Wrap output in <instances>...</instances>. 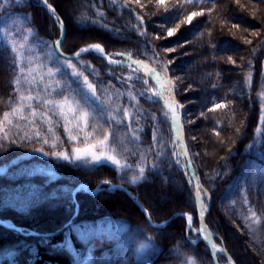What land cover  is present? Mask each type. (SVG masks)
I'll return each mask as SVG.
<instances>
[{"label": "trees", "instance_id": "trees-1", "mask_svg": "<svg viewBox=\"0 0 264 264\" xmlns=\"http://www.w3.org/2000/svg\"><path fill=\"white\" fill-rule=\"evenodd\" d=\"M79 1H84L86 5L80 4L78 7L76 0H64L71 11V20L63 14L55 0H48L65 22L67 31L62 49L66 53H74L91 43H100L110 51H130L135 56L150 59L153 44L160 51L179 46L180 38L185 41L183 47L190 45L188 49L192 51H198L195 46L199 38L204 39L201 51L212 48L217 50L216 58L207 59L206 64L202 65L205 71L215 69V74L203 83H198L181 64L190 59L188 55L181 59L179 65L171 60L167 73L175 81L177 97L184 105V123L190 152L202 182L211 194L208 224L220 234L238 264H248L245 254L241 252V244L249 257L258 264H264V98L260 96L264 92V26L258 27L261 30L259 35H253L252 38L251 34L257 27L255 18L260 23L264 22V3L241 0L244 5L241 8L234 0H214L215 6L210 16L199 17L192 25L182 26L171 38L153 40L157 33H162L159 24L167 23L160 11H147L144 15L136 5L125 8L112 4L111 0ZM171 2L174 5L176 0ZM203 7L213 8V3L206 2ZM97 10L103 15L97 16ZM192 10L198 8L186 6L184 14ZM136 14L145 17L143 27L147 29V36H140L132 27L139 25ZM80 16L83 18L80 19ZM83 19L85 21L80 23ZM209 19L211 23H208ZM232 24H239L240 27L232 28ZM74 25L84 36L81 39H77L75 34L70 35ZM0 29V62H4L6 67L5 78L0 79L2 115L4 111L10 110L18 96L15 91L17 85L14 83L20 75L18 53L33 58L31 64L27 59L22 63L31 67L37 76L35 84L22 81L19 86L21 90L31 89L33 95L39 93L42 97L47 96L44 83L49 81L46 77L45 82H40L39 75L54 66V61L46 59L49 50L47 45L58 38L60 29L54 17L38 0H10L6 9L0 10ZM245 37L252 43H245ZM149 40L153 44H148ZM13 41L17 46L15 52ZM229 56L236 61L235 64L228 60ZM160 58L167 64L169 55L160 51ZM72 63L92 83L98 85L101 99L110 94L114 102L129 107L135 116L130 123L133 129H142L138 131L139 139L132 137L127 120L121 124L112 122L110 125L105 122L106 117H98L90 122L98 125L95 129L98 138H102L106 130L111 133L110 143L115 149L113 154L122 162L132 165V168L121 171L110 163L69 162L35 151L42 146L45 151H62L71 147L62 120L60 125H54L55 135L47 131V125L41 123L40 126V131L50 141L59 136L60 141L55 148L42 145L35 139L31 143L20 144L18 139L17 144H10L6 151H0L1 218L24 227L25 231L46 233L64 224L68 219V211L74 210L76 204L79 209L74 224L56 236L26 235L0 224V264H185L186 260L194 261V264H213L207 245L203 241L194 243L187 238L184 216L174 217L164 228L154 227L140 206L122 190L105 192L99 196L80 190L74 200L73 191L82 182L92 187L120 182L131 188L156 222L178 211L196 215L195 198L184 172L172 155L173 133L170 123L162 115L158 103L148 100L146 95H140L143 83L136 80L130 82L138 98V103L133 106L127 95L118 97V92L127 91L129 82L123 78L130 74V69L111 66L102 57L93 54L74 59ZM60 67L62 72L70 74L72 71ZM97 72L98 76L95 74ZM117 76L122 79H116ZM56 78L61 79L60 74ZM64 79H71V76ZM182 79L194 88L189 96L195 101L192 106L198 118L196 124L204 130L202 148L199 147V141L191 139L190 123L185 122L191 120L192 116L184 104L182 86L185 85ZM234 83L240 89L239 92L234 91ZM47 98L61 99L62 96L53 94ZM221 101L227 105L226 108L214 113L208 112L214 102ZM33 105L39 111H45L41 103L33 101ZM98 107L97 104L95 108ZM47 110L53 121L60 119L51 106ZM202 112L206 115L201 116ZM250 113L253 115L249 119ZM37 122H40L39 117ZM20 125L21 135H32L33 129L27 122L20 121ZM214 127L220 132L219 137L214 134ZM257 127H260L259 132ZM11 131L15 134L18 130L12 128ZM87 131H92V127ZM196 146L200 148L199 155H195L198 151ZM142 156L145 159H141ZM137 165L145 167V177L137 183H131V176L138 174ZM162 188L176 190L171 194V201H162L163 192L156 195L158 189ZM227 195L230 197L228 205L224 203ZM250 209L256 211L258 220L250 218ZM106 218L122 220L130 229L89 237L76 232V228L85 222ZM144 241L150 243L145 257L139 254V246Z\"/></svg>", "mask_w": 264, "mask_h": 264}, {"label": "snow or ice", "instance_id": "snow-or-ice-1", "mask_svg": "<svg viewBox=\"0 0 264 264\" xmlns=\"http://www.w3.org/2000/svg\"><path fill=\"white\" fill-rule=\"evenodd\" d=\"M42 2L53 12L55 9L51 4L48 3V0H42ZM206 2L213 3V8L205 9L203 4ZM10 3V0H0V10H5L6 6ZM112 4H117L121 7H129L130 5H137L141 9L146 7L145 3H142V0H111ZM148 3L154 4V6L164 15L167 20V26L165 24L159 25L163 30L162 33H157L153 40L168 39L175 36L182 26L192 25L193 21L202 16H210L214 10V0H176V3L173 5L171 0H148ZM234 3L241 8L244 5L241 4V0H234ZM192 6L194 9L184 14L185 7ZM134 11V10H133ZM170 14V15H169ZM103 13L97 10V16H102ZM253 17L255 13H252ZM135 18L139 21V25H133L132 27L136 30L140 36H147V29L144 28L145 17L143 15L136 14ZM98 22V21H93ZM63 22L61 21V24ZM208 23H211L209 19ZM106 26V25H105ZM239 24H232V28H239ZM2 31V29H0ZM31 31V29H29ZM247 31V29H245ZM7 36H10V33H5ZM211 35V32L208 33ZM204 35V33H200ZM259 35V33H256ZM244 42L251 44L252 41L244 38ZM61 40H55L51 45H47L48 51L46 53V59L54 61V66L47 68L46 72L39 75V81L49 82L44 83V91L47 96H41L39 93L33 95L31 89L21 90L19 87L23 81L25 84H35L37 82V76L33 74V69L31 67L24 66L22 61L27 59L29 64H31L32 57H26L18 53L20 60L19 73L20 75L14 81L17 85L15 91L18 93L16 102L12 104L9 111H4L0 115V151H6L7 147L10 144H23L24 142L31 143L34 139L36 142L42 143V145H48L50 148H55L57 142L60 141L59 136H56V139L49 140L46 134H42L40 131L41 123L47 125V131L49 133L54 132V125H60V120L63 121L62 127L64 133L67 135L68 141L71 144L70 148H66L62 151H45V148L42 146L40 148L34 149L45 156L51 155L58 159H62L69 162L83 161L88 164H107L115 166L117 169L123 171L125 169H131L132 165L127 162H122L121 159H118L114 155V147L110 143L109 131H105L102 138H98L95 134V129L98 127L97 124L91 123V121L99 118L106 117V123L111 125L112 122L116 124H121L124 121H129L128 129L131 132V135L134 139H139L138 131L142 129H133L130 121L135 119L132 111L127 106H120L118 103L114 102L111 95H106L104 99H101V96L98 95V85L92 83L87 75H84V72L76 69V65L72 63V60L67 57L61 51ZM148 44H153L152 40L148 41ZM13 51H17V46L13 41ZM183 47V45H179ZM215 47V45H213ZM89 51H94L101 56L105 57L109 64H120L127 66L131 71L130 74L123 78L125 81L129 82V86L126 92H118L119 96L127 95L128 99L133 102V106L138 103V98L132 90V85L130 82L136 80L141 81L146 87L142 92L141 96L147 95L149 100L156 98V102L162 103L161 112L167 121L170 122L171 131L175 134L173 140L171 141L179 151H174L172 155L174 157H187L189 155L187 146L183 143V136L181 130L183 124L181 123L180 109L184 105L180 104L179 101L175 99V81L169 77L167 73L168 65L172 63L171 60H168L167 64L160 58V51L164 53L175 52L176 48H163L160 51H157L154 44L151 48L152 56L150 57V62L141 60V59H132V52H117V53H106L104 47L100 43L89 44L86 47H81L79 51L73 53L74 56L79 57L82 53H88ZM147 55V51L144 53ZM114 56L118 57H127V59H114ZM228 60L235 64L236 61L233 60L231 56L228 57ZM129 61H131L129 63ZM81 63H83L81 61ZM63 66L66 69H71L70 74L68 72H62L61 67ZM43 67V65H41ZM60 74L61 79H57V75ZM97 76L99 73H95ZM71 76V79H64V77ZM151 78L155 81L156 87L149 85L148 80ZM116 79H122L120 76H117ZM251 77H249V80ZM110 83V82H109ZM215 87V85H213ZM53 94L62 96L61 99L47 98ZM260 96L264 98V92L260 93ZM33 101L41 103L45 111L41 112L37 107L33 105ZM99 105L98 108H95L96 105ZM51 106L54 114L60 119L53 121L52 116L49 115L48 108ZM227 105L221 101L219 103H213L212 107L208 109L209 113H214L219 109L226 108ZM90 111V109H94ZM27 109V111H26ZM205 113H201V116H205ZM118 116L121 117L118 119ZM39 121L37 122V118ZM153 119H155V114H153ZM264 120V117H262ZM20 121L27 122L33 129L32 135H21L20 134ZM186 123H192V121H185ZM219 123V121L217 122ZM92 127V131H87L89 127ZM16 128L18 131L13 134L11 129ZM75 130V134H74ZM239 131V129H237ZM260 131V129H257ZM214 134L219 137L220 132L216 131L215 127L213 128ZM192 140H195L196 137H191ZM153 140H156L155 132L153 134ZM223 143V141H221ZM82 145V146H81ZM135 154V153H133ZM158 155H160L158 153ZM199 155V153H195ZM141 159H145L144 156ZM179 163V160H177ZM193 163L192 160L188 161V165L191 166ZM155 167V165H153ZM138 174L133 175L130 178L131 183H137L144 179L146 169L143 166L137 165ZM192 180L197 181L196 184V197L200 199L202 195H206L203 186L199 184V178L193 174ZM192 180L189 183H192ZM107 183V182H105ZM202 206V201H201ZM147 213V210H144ZM250 211V218L258 220L257 213L254 210ZM187 216L188 226H192V216L185 213ZM201 217L204 216V212L199 213ZM149 221L151 217H148ZM75 227V226H74ZM83 228V226H80ZM202 236L203 239H209L207 233V227L201 226L197 230ZM150 239V238H149ZM147 247V244L142 243L140 249ZM215 247V245H213ZM223 251V249H219ZM185 264H194V261L186 260Z\"/></svg>", "mask_w": 264, "mask_h": 264}, {"label": "rangeland", "instance_id": "rangeland-1", "mask_svg": "<svg viewBox=\"0 0 264 264\" xmlns=\"http://www.w3.org/2000/svg\"><path fill=\"white\" fill-rule=\"evenodd\" d=\"M55 1L58 3V5H59L60 9L62 10L63 14H66V17L67 18L69 17L72 20L73 17L71 15V11L66 7L67 4L64 2V0H55ZM257 2L264 3V0H258ZM76 3L78 4V7H79L80 4L86 5V3L84 1L76 0ZM142 3H145V5H146V7L144 9H141L137 5L136 6L139 7L143 11L144 15H145V12H147V11H153V12L159 11L154 6V4L148 3V0H142ZM254 4H256V3H254ZM262 6H264V4H262ZM157 17L159 18L160 16H157ZM81 18H83V16H80V19ZM238 19H241V17H238ZM255 19L257 21L256 22V26L257 27H255L253 29V31L251 32L252 38H253V35L255 37V36H257L256 33H259L261 31L258 27H263L264 26V22L260 23V20L258 18H255ZM80 21H81L80 23H82L85 20L83 19V20H80ZM155 25H157V24H155ZM159 25H161V24H159ZM165 25L167 26V23ZM70 31H71V34L70 35L75 34V36L77 37V39H81L82 37H84V36L81 35L80 30L75 25H74V28L72 27V30H70ZM183 40L180 38V45H184L185 44V41H183ZM198 40L199 41H198V43L195 46V47H197V50H198L197 52H196V50L192 51V50L188 49V46H190V45H186L185 48L184 47H179V46H177V47H167V48H176V51L175 52H171V53H167V54L169 55V58H170V59L168 58V60L176 61L175 64H177V65H179L181 63V59L183 57H187V55H188V57L190 59H188L185 62L182 61L181 64L183 65V67L191 74V76L198 83H203L204 80H206L208 77H211V76H213L215 74V69L214 68L213 69L211 68V69H208L207 71H205L202 68V65H204V63L206 64L207 59H215L216 58V51L217 50L215 48H212L211 50L201 51V49H202L201 47L203 46V40L204 39H200L199 38ZM5 69H6V67H4V62H2V63L0 62V79L4 77V74L6 73L5 72L6 71ZM148 83H149V85H151L153 87H156L155 83H153L152 80L149 79L148 80ZM182 84L185 85L184 87L182 86V95L184 97V104L188 108V113H190L191 116H192V119L189 120V121H192V123H190L189 127H190V130H191L192 136L196 137L195 140L199 141V147H201V145L203 144L202 142L204 141V134H203L204 133V130H201V127H199L196 124V122L198 121V118L194 115V113H193L194 112L193 111V106H192V104L195 101L193 100V98H190V96H189V93L194 92V88H193V86L191 84L188 86V83L186 84L184 79H182ZM233 85H234V88H233L234 91L239 92L240 89L236 88L237 86L235 85V83ZM145 87H146L145 85L144 86L142 85L141 92L144 90ZM252 115H253V113H250L248 115V118L250 119L252 117ZM257 129H260V127H257L256 130ZM257 132H259V131H257ZM199 147L196 146V148H198V151L196 150L197 153L199 152V149H200ZM177 151H179V150H177ZM177 158L179 160V163L178 164L179 165L180 164L183 165L184 161H182L181 156L180 157H177ZM173 182L177 184L176 180H174V179H173ZM175 186L178 188L177 185H175ZM174 191H176V190L174 189ZM174 191L172 189L162 188L161 190L158 189V192H157L156 195H158L159 192H163L162 201L169 202V201L172 200V198H171L172 195L171 194H173ZM153 197H154V195H153ZM229 198L230 197L228 195L225 197V200H224L225 202L224 203L226 205L229 204L228 203V199ZM67 214L69 216H71L73 214V210L71 211V209H70ZM106 220H107V222L106 221H103L102 223H95L94 226L90 225V227H84V225H82L83 228H84V233L87 234V233H91V232H96L97 229L98 230H101V231L107 230L110 227V223L109 222H113L116 225L118 223L121 224V225H127L129 227V229H130V226L126 222H124L122 220H117V219H113V218H107ZM85 223H88V222H85ZM79 228H82V227L79 226V227L76 228V232L77 233L79 232ZM57 229L58 228L56 227L52 231H55ZM121 229H124V228L122 227ZM240 248H241V252H243L245 254V258H247L246 261L248 262V264H258L255 260L252 259V257H249L246 254L245 247L242 244L240 245ZM147 249H148V245H147V247L145 249H142V251L143 250L144 251H147ZM142 251H141V253H142ZM250 256H252V255H250ZM32 258H33V256L30 257V258H28V262H30Z\"/></svg>", "mask_w": 264, "mask_h": 264}, {"label": "water", "instance_id": "water-1", "mask_svg": "<svg viewBox=\"0 0 264 264\" xmlns=\"http://www.w3.org/2000/svg\"><path fill=\"white\" fill-rule=\"evenodd\" d=\"M53 8H54V7H53ZM61 21H62V19H61ZM62 22H63V21H62ZM62 24H64V22H63ZM64 36H65V28H63V30H62V35H61V37H60L59 40L63 41ZM61 44H62V43H61ZM89 52L96 53V52H94V51H89ZM83 54H86V53H82L81 55H83ZM96 54H98V53H96ZM65 55H66L67 57H69V58H77V57L74 56L73 54H65ZM81 55H80V56H81ZM98 55H100V54H98ZM175 99L177 100L176 95H175ZM177 101H178V100H177ZM181 123H182V122H181ZM182 124H183V123H182ZM184 133H185V129H184V125H183V127H182L183 143H184V145L187 146L186 141L184 140ZM187 149H188V146H187ZM188 152H189V150H188ZM186 158H187L188 161L191 160L190 153H189V155H188ZM189 167H190L191 171L194 172L193 165H191V166H189ZM117 187H118V188H121V187H119V186H117ZM105 190H111V188H110V187H106ZM127 191H128V190H127ZM97 193H98V192H95L94 194H97ZM203 226H206V227H207V230H208L209 236H210V238L213 239V242L215 243V240H214V238H213V237H214V234H213V232L211 231V229L209 228V226L206 224L205 221H203ZM215 245H217V244L215 243ZM214 259L216 260L215 252H214Z\"/></svg>", "mask_w": 264, "mask_h": 264}, {"label": "bare ground", "instance_id": "bare-ground-1", "mask_svg": "<svg viewBox=\"0 0 264 264\" xmlns=\"http://www.w3.org/2000/svg\"><path fill=\"white\" fill-rule=\"evenodd\" d=\"M58 38H59V36H58ZM88 189L91 190V188L89 186H88ZM232 264H234V263H232Z\"/></svg>", "mask_w": 264, "mask_h": 264}]
</instances>
